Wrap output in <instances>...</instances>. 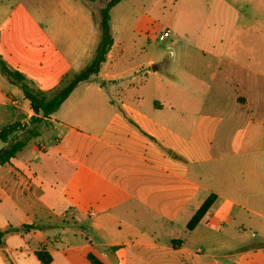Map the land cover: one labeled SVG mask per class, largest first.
Listing matches in <instances>:
<instances>
[{
	"label": "crops",
	"instance_id": "1",
	"mask_svg": "<svg viewBox=\"0 0 264 264\" xmlns=\"http://www.w3.org/2000/svg\"><path fill=\"white\" fill-rule=\"evenodd\" d=\"M9 84L0 74V128L35 115L24 94V102L13 97ZM71 95L44 121L54 135L42 130L0 165V228L6 232L0 264H43L40 250L51 255L49 264H95L90 256L101 264H264V245L239 249L209 240L223 217L231 221L242 210L264 216L261 165L250 179L257 192L245 194L242 203L236 197L242 186L231 154L237 144L240 153H249L248 131L230 137L225 130L229 146L214 151L222 144L216 142L221 118L200 116L189 134L162 118L156 110L164 105L155 101V112L122 102L112 113L80 120L58 114ZM212 194L217 197L206 215L188 230ZM32 224L38 227H23ZM10 226L18 230L7 231ZM184 231L198 240L179 238Z\"/></svg>",
	"mask_w": 264,
	"mask_h": 264
},
{
	"label": "rangeland",
	"instance_id": "2",
	"mask_svg": "<svg viewBox=\"0 0 264 264\" xmlns=\"http://www.w3.org/2000/svg\"><path fill=\"white\" fill-rule=\"evenodd\" d=\"M101 4L0 0V55L51 98L93 57ZM111 22L114 44L100 73L82 82L58 114L81 120L112 113L122 102L154 111L158 101L164 107L156 112L189 134L200 116L221 118L216 142L222 144L214 151L229 146L225 130L230 137L249 132V153H240L237 144L231 159L242 186L237 201L255 194L254 167L264 169V0H122L112 9ZM167 30L170 35L160 40ZM9 86L24 102L21 88ZM41 128L43 135H54L49 121ZM221 219L222 228L209 239L213 244L264 245V216L242 210L231 221ZM185 232L178 237L198 240Z\"/></svg>",
	"mask_w": 264,
	"mask_h": 264
},
{
	"label": "trees",
	"instance_id": "3",
	"mask_svg": "<svg viewBox=\"0 0 264 264\" xmlns=\"http://www.w3.org/2000/svg\"><path fill=\"white\" fill-rule=\"evenodd\" d=\"M95 1L102 4L98 7V20L100 38L95 49V53L91 61L77 72L69 82L60 88L51 98L41 89H35L26 81L25 75L18 69L8 67L5 60L0 55V74L5 76L11 83L18 85L25 98L29 100L33 115L28 123L16 122L0 128V141L8 143V145L0 150V165L9 163L27 144L41 136V123L46 121L52 114L57 112L73 91L85 81H89L101 71L102 65L106 61L108 54L114 44V36L111 22V11L122 0H84V2L92 8ZM20 132V135L15 134ZM216 195H210L202 206L197 210L192 219L187 224L188 230H193L197 224L203 219L207 211L216 199ZM26 229L37 228L35 224L24 225ZM17 228L10 226L7 231H16ZM5 231L0 228V245L3 243ZM37 256L43 264H49L52 260L49 252L40 250ZM90 259L95 264H101L93 256Z\"/></svg>",
	"mask_w": 264,
	"mask_h": 264
},
{
	"label": "built area",
	"instance_id": "4",
	"mask_svg": "<svg viewBox=\"0 0 264 264\" xmlns=\"http://www.w3.org/2000/svg\"><path fill=\"white\" fill-rule=\"evenodd\" d=\"M170 35V32L167 30L163 34L160 35V40H165Z\"/></svg>",
	"mask_w": 264,
	"mask_h": 264
}]
</instances>
